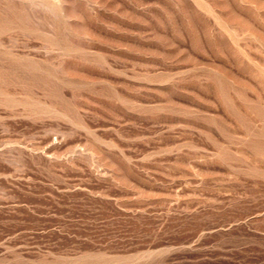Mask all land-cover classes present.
I'll use <instances>...</instances> for the list:
<instances>
[{
  "label": "rangeland",
  "instance_id": "obj_1",
  "mask_svg": "<svg viewBox=\"0 0 264 264\" xmlns=\"http://www.w3.org/2000/svg\"><path fill=\"white\" fill-rule=\"evenodd\" d=\"M0 264H264V0H0Z\"/></svg>",
  "mask_w": 264,
  "mask_h": 264
}]
</instances>
